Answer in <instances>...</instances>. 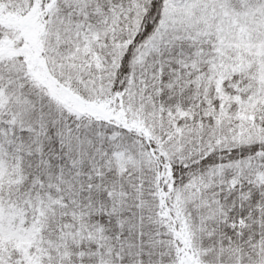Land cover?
I'll return each mask as SVG.
<instances>
[{"label":"snow or ice","instance_id":"1","mask_svg":"<svg viewBox=\"0 0 264 264\" xmlns=\"http://www.w3.org/2000/svg\"><path fill=\"white\" fill-rule=\"evenodd\" d=\"M0 264H264V0H0Z\"/></svg>","mask_w":264,"mask_h":264}]
</instances>
